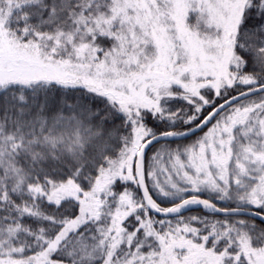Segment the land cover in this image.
<instances>
[{
	"label": "snow or ice",
	"instance_id": "6c2138e0",
	"mask_svg": "<svg viewBox=\"0 0 264 264\" xmlns=\"http://www.w3.org/2000/svg\"><path fill=\"white\" fill-rule=\"evenodd\" d=\"M0 264H264V0H0Z\"/></svg>",
	"mask_w": 264,
	"mask_h": 264
}]
</instances>
